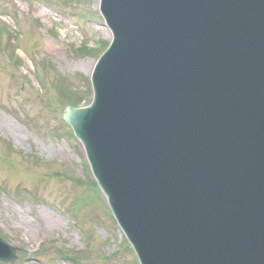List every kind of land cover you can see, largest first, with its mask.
I'll return each instance as SVG.
<instances>
[{
  "label": "water",
  "instance_id": "water-1",
  "mask_svg": "<svg viewBox=\"0 0 264 264\" xmlns=\"http://www.w3.org/2000/svg\"><path fill=\"white\" fill-rule=\"evenodd\" d=\"M99 10L112 41L63 119L140 263L264 264V0Z\"/></svg>",
  "mask_w": 264,
  "mask_h": 264
},
{
  "label": "rangeland",
  "instance_id": "rangeland-1",
  "mask_svg": "<svg viewBox=\"0 0 264 264\" xmlns=\"http://www.w3.org/2000/svg\"><path fill=\"white\" fill-rule=\"evenodd\" d=\"M98 1L0 0V235L18 248L12 264H139L90 185L91 169L52 87L61 74L87 92L111 38ZM99 44L94 55L80 50ZM88 244L74 261L71 251Z\"/></svg>",
  "mask_w": 264,
  "mask_h": 264
},
{
  "label": "trees",
  "instance_id": "trees-1",
  "mask_svg": "<svg viewBox=\"0 0 264 264\" xmlns=\"http://www.w3.org/2000/svg\"><path fill=\"white\" fill-rule=\"evenodd\" d=\"M52 85L54 95H56L58 103L61 105H77L85 94V92L76 88V85L67 79V77L59 76Z\"/></svg>",
  "mask_w": 264,
  "mask_h": 264
},
{
  "label": "bare ground",
  "instance_id": "bare-ground-1",
  "mask_svg": "<svg viewBox=\"0 0 264 264\" xmlns=\"http://www.w3.org/2000/svg\"><path fill=\"white\" fill-rule=\"evenodd\" d=\"M110 31V30H109Z\"/></svg>",
  "mask_w": 264,
  "mask_h": 264
}]
</instances>
